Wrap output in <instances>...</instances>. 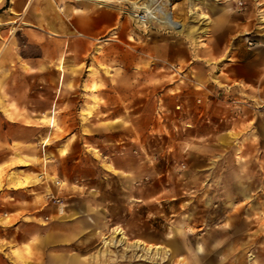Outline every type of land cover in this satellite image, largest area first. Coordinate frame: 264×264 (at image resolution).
<instances>
[{
    "label": "rangeland",
    "instance_id": "374dc122",
    "mask_svg": "<svg viewBox=\"0 0 264 264\" xmlns=\"http://www.w3.org/2000/svg\"><path fill=\"white\" fill-rule=\"evenodd\" d=\"M29 1L0 0V225L13 221L5 204L19 190L41 224L52 210L66 217L70 203L87 211L98 230L86 239L88 264H264V0H171L182 34L144 26V9L126 0ZM251 64L261 67V90L220 85L217 72H252ZM115 103L123 115L103 125L138 133L153 177L133 197L107 176L96 198L74 186L81 194L69 199L66 155L101 154L82 121ZM204 105L234 118L217 144L180 121L185 108Z\"/></svg>",
    "mask_w": 264,
    "mask_h": 264
},
{
    "label": "crops",
    "instance_id": "0c3cea01",
    "mask_svg": "<svg viewBox=\"0 0 264 264\" xmlns=\"http://www.w3.org/2000/svg\"><path fill=\"white\" fill-rule=\"evenodd\" d=\"M50 33L57 34L58 32L50 30ZM84 35L86 36V34ZM263 37L260 44L262 47H264ZM260 55L264 60V52ZM250 68L254 70L244 72L240 69H230L225 73L226 77L217 72V79L221 82V86L253 93L263 87L261 81L263 75L260 72V66L257 67L258 69L255 65ZM203 81L201 80V82ZM208 82L212 81L208 80ZM99 95H103L102 90L99 91ZM232 106L230 105L231 108ZM99 109L103 118L101 115L95 114L88 117L87 121L83 120L82 122L83 129L85 127L90 129L89 132L83 131L85 141L90 145L98 146L101 154L97 155L84 148L80 155L68 153L65 157L71 172L64 175L61 171L60 176L69 178L70 186L67 190L70 194L69 199L71 196L78 197L81 194L74 189V186L83 189V194L87 197L96 198L97 196L93 192L102 189L107 176L117 177L120 181L125 182L127 191L130 193L129 197H133L137 193L139 181L153 177L152 174L155 171L153 155L144 145L138 144V133L127 130L122 134L117 129H109L103 125L106 118L119 119L123 115L122 107L115 103V105L109 104L107 107L100 105ZM225 111L227 112L228 109L220 106L209 108L208 105H204L193 109L187 107L184 109L180 121L185 125H191L190 128H185L190 133L192 132L195 139L210 137L211 143L217 144L219 136L225 138L224 133L228 132L226 128L234 119L232 116L223 119L226 115ZM204 124L211 125L205 129ZM120 141L126 145H117ZM133 149H137L138 154L133 153ZM107 165L113 169L106 167ZM10 194L13 201L5 204V214L13 215L14 219L0 225V264H88V252L85 249L86 239L96 235L98 230L91 226L92 223L86 210L82 211L70 203L66 217H55V212L52 210L49 213L52 215L47 214L51 217V221L41 224L36 220L43 216L34 214V208L31 205L26 206V201L31 199L30 196L19 190H12ZM81 237L84 238L81 240ZM155 246L162 245L156 244ZM28 249L32 253L27 254ZM172 250L174 253L175 249Z\"/></svg>",
    "mask_w": 264,
    "mask_h": 264
},
{
    "label": "bare ground",
    "instance_id": "6f19581e",
    "mask_svg": "<svg viewBox=\"0 0 264 264\" xmlns=\"http://www.w3.org/2000/svg\"><path fill=\"white\" fill-rule=\"evenodd\" d=\"M31 1L32 0H30L28 4H30ZM97 1H105V0H97ZM121 2H125V1L121 0ZM126 2H129V3L133 4L135 9H144V16H141L140 23H142L146 27H148V26H150L152 24H158L159 27L162 28V29L174 30V31H177L180 34L184 33V31L186 29V23L178 20L173 15L172 12L174 11V8L176 7V4L174 5V2H172L171 0H166V2L171 5V8H163V7L161 8V6H160V4H158L157 0H126ZM159 10L161 12V15H157L156 14V12L157 11L159 12ZM202 18H208V19L210 18V20H211V17H209L207 14H204V15L202 14ZM261 22L264 23V12H262ZM261 28H264V25ZM14 31L15 30H13V32ZM202 32L203 33L209 32V28L208 27L204 28V30H202ZM195 33H198V28L197 27H195L192 30H190L188 32V35L192 36L193 37V42H195L197 44V37H196ZM82 34L84 35V33H82ZM16 184H17L18 187H20V186H23L25 183H24L23 180H20V179L17 180L16 179ZM114 232H115L114 233V237H116L118 235L119 236L121 235V238L119 239L121 241V243H123L124 239L127 238L125 236L123 230H121L120 228H116ZM105 238H106L105 242L107 244H111L112 243V239H110L109 237H105ZM114 241L115 240H113V242ZM136 244H137V246H146V242H142L140 240H138ZM147 248L149 250H154L156 248L158 251H160L162 246L149 245ZM151 253H153V252H151Z\"/></svg>",
    "mask_w": 264,
    "mask_h": 264
},
{
    "label": "built area",
    "instance_id": "2783aa9c",
    "mask_svg": "<svg viewBox=\"0 0 264 264\" xmlns=\"http://www.w3.org/2000/svg\"><path fill=\"white\" fill-rule=\"evenodd\" d=\"M53 198L56 202L61 203V200L53 195Z\"/></svg>",
    "mask_w": 264,
    "mask_h": 264
}]
</instances>
